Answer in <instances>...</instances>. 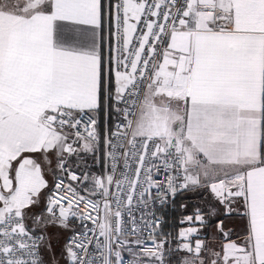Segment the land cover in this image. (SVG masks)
<instances>
[{
    "label": "snow or ice",
    "instance_id": "snow-or-ice-1",
    "mask_svg": "<svg viewBox=\"0 0 264 264\" xmlns=\"http://www.w3.org/2000/svg\"><path fill=\"white\" fill-rule=\"evenodd\" d=\"M0 264H264V0H0Z\"/></svg>",
    "mask_w": 264,
    "mask_h": 264
}]
</instances>
